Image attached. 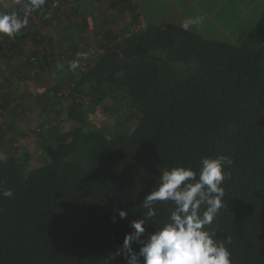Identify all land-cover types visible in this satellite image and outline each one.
<instances>
[{"label": "trees", "instance_id": "trees-1", "mask_svg": "<svg viewBox=\"0 0 264 264\" xmlns=\"http://www.w3.org/2000/svg\"><path fill=\"white\" fill-rule=\"evenodd\" d=\"M16 1L22 19L28 0ZM91 1L80 11L84 0H45L19 33L0 36V60L10 67L0 83V116H9L0 121V264H125L115 253L130 221L147 212L141 203L160 172L198 171L201 158L217 156L231 165L224 207L209 230L232 264H264V26L232 42L214 40L171 22L143 24L127 0L102 11ZM112 10L118 18L128 11L123 30L110 28ZM79 16V24L70 21ZM50 23L61 38L38 29ZM46 67L66 78L35 92L13 85ZM29 102L46 115L33 131L45 157L32 167L11 145L20 136L14 120ZM102 112L111 114L106 122ZM123 115L132 128L112 130ZM9 189L13 195L3 196ZM172 207L157 202L147 231L161 227Z\"/></svg>", "mask_w": 264, "mask_h": 264}, {"label": "clouds", "instance_id": "clouds-1", "mask_svg": "<svg viewBox=\"0 0 264 264\" xmlns=\"http://www.w3.org/2000/svg\"><path fill=\"white\" fill-rule=\"evenodd\" d=\"M45 0H28L24 18L16 13H0V36H15L27 25V16L39 9ZM202 17L189 18L183 25L202 22ZM75 67V64H73ZM231 165L225 156L203 157L199 168L177 166L160 172L153 189L144 197L142 206L147 210L139 219L130 221L132 229L124 237L115 255L123 256L125 264H232L231 253L217 233L209 230L224 207L223 187ZM5 190L3 196L11 197ZM157 202H171L172 210L161 227L147 231L149 221H154ZM203 207V211L201 210ZM120 219L128 215L118 210ZM116 222V217H112ZM230 242V238H226ZM138 246V250L133 245Z\"/></svg>", "mask_w": 264, "mask_h": 264}, {"label": "rangeland", "instance_id": "rangeland-1", "mask_svg": "<svg viewBox=\"0 0 264 264\" xmlns=\"http://www.w3.org/2000/svg\"><path fill=\"white\" fill-rule=\"evenodd\" d=\"M127 1L129 2L130 6L135 8V11L138 13V15L142 14L144 16V20L148 24L155 25L165 22H172L183 26L189 18H203V16L199 15L197 12H193L191 5L187 1H177L176 4L178 5L179 3V6L182 10L172 7L173 5H166L167 2L164 4L162 0ZM217 2L219 1H216V3ZM92 3L93 1L91 0H84L80 6V11L85 8H89L90 10ZM18 6L19 2L16 0H0V13H16L18 11ZM110 13L112 15L110 18L113 20V22L110 24L111 29L123 30L130 23V18L128 16L129 13L127 10L125 16H121L119 18L116 17L115 14H112L113 10L108 11V14ZM191 13L196 14L195 16H192ZM92 16L101 17L97 16V14H93ZM239 17L240 20L238 19ZM81 20V16H79L76 20L74 18L70 19V21H75L76 24H79ZM259 22H262V25H259ZM65 24L66 21H64L63 24L61 23V25ZM54 25V23H50L46 28L38 27V29L41 30V32L52 36L54 40H57L61 38L60 30L62 29H57ZM257 26H264V0H225L216 14L211 15V17L207 19L203 18L201 23L190 25L188 29L200 34L204 38L226 41L230 38L234 39L235 36V38H237L246 35L250 30ZM91 28L87 30L85 35L89 37V40L92 44H96L97 41L93 38V31ZM43 29L46 30L43 31ZM74 31H76V28H74ZM71 33L74 34L73 31H71ZM56 63L57 68L59 67L61 70L64 69L63 60ZM8 65H4V61L0 60V83L4 81L3 76H7L10 73V67ZM64 78H66L64 73L58 74L56 73V70H50L49 67H46L45 69L41 70L37 79H35L33 76H29L22 79L21 81L15 80L13 85L19 89V91L31 89L33 92H35L36 90L47 89L53 83H56ZM29 104L30 106L24 104L26 112L14 120V129L16 132L20 133V136L11 145L13 147L16 146L19 152L26 151L29 156V166L32 167L41 163L45 157L42 148L37 144L38 142L36 140V135L33 131H36L35 129L41 124H46V115L42 114L36 102L33 104L32 102H29ZM56 106L58 109L60 107L62 110V114L59 116V120L62 121L65 119L64 111L66 108V101L62 99ZM28 107L30 109H28ZM109 115L111 114L102 112L100 115L101 122H106L105 118L109 117ZM49 116L51 117V115H48V117ZM8 118L9 116L3 114L0 116V121L2 122L8 120ZM90 119L95 121L94 116L92 115H90ZM114 120H116L115 117H111V121L113 122ZM117 120L121 122L117 126L111 124L110 126H112V130H114V128L117 131L130 130L134 122L132 118L125 117L124 115L121 117L118 116ZM52 123L56 124L57 119L52 120Z\"/></svg>", "mask_w": 264, "mask_h": 264}, {"label": "crops", "instance_id": "crops-1", "mask_svg": "<svg viewBox=\"0 0 264 264\" xmlns=\"http://www.w3.org/2000/svg\"><path fill=\"white\" fill-rule=\"evenodd\" d=\"M162 1L164 2V4L167 2L166 5H169V6L173 5L172 7L177 8L179 10H182L181 7L179 6V3H178V5L176 4L177 1H179V0H162ZM181 1H185V2L187 1L191 5L193 12H197L199 15L203 16L204 19H207V18L211 17V15L216 14L219 11L221 5L223 4V2L225 0H216V1H219L217 3L214 0H181ZM195 14L196 13H191L192 16H195ZM138 18L143 24H147L145 22L144 16L142 14L141 15L139 14ZM238 19L240 20V17ZM259 23H260L259 25H262V22H259ZM178 25H180V24H178ZM180 26H182V25H180ZM239 33H240V31H239ZM238 34H237V36H238ZM227 37H232V36H227ZM235 37H234V39L230 38L229 40H226V41L232 42V41H235L237 38H239V37H237V38H235Z\"/></svg>", "mask_w": 264, "mask_h": 264}, {"label": "built area", "instance_id": "built-area-1", "mask_svg": "<svg viewBox=\"0 0 264 264\" xmlns=\"http://www.w3.org/2000/svg\"><path fill=\"white\" fill-rule=\"evenodd\" d=\"M114 1H116V0H97V4H96V5L98 6V8H97V6H96V8H97L99 11L105 10V9H107L108 6H110L111 3H113ZM99 11H96V10H95V14H97V12H99ZM140 27H141V25H140V23H138V22H137V23H133V24H131V25L128 27V29L124 32V36H127V35H129L130 33L137 31Z\"/></svg>", "mask_w": 264, "mask_h": 264}]
</instances>
